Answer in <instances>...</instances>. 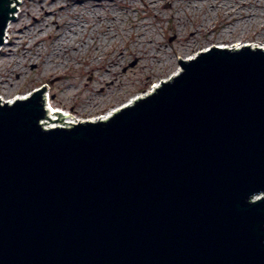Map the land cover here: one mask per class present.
Instances as JSON below:
<instances>
[{"label": "water", "instance_id": "95a60500", "mask_svg": "<svg viewBox=\"0 0 264 264\" xmlns=\"http://www.w3.org/2000/svg\"><path fill=\"white\" fill-rule=\"evenodd\" d=\"M180 65L106 120L0 99V264H264V47Z\"/></svg>", "mask_w": 264, "mask_h": 264}, {"label": "rangeland", "instance_id": "374dc122", "mask_svg": "<svg viewBox=\"0 0 264 264\" xmlns=\"http://www.w3.org/2000/svg\"><path fill=\"white\" fill-rule=\"evenodd\" d=\"M17 7L0 51L3 99L47 87L51 103L79 120L146 94L178 72L180 59L210 46L264 44V0H20Z\"/></svg>", "mask_w": 264, "mask_h": 264}, {"label": "bare ground", "instance_id": "6f19581e", "mask_svg": "<svg viewBox=\"0 0 264 264\" xmlns=\"http://www.w3.org/2000/svg\"><path fill=\"white\" fill-rule=\"evenodd\" d=\"M16 0H14L13 2V5L16 3L15 2ZM20 2V0H18ZM169 4H171V1H167ZM147 3H150V2H146L145 4ZM152 4V3H151ZM172 5V4H171ZM224 5V4H223ZM216 6V5H215ZM14 15H15V12H14ZM14 18H12L11 20H13ZM10 20V22H11ZM8 24V27L6 29V35H5V41L3 43V45L0 47V51L3 49V47L9 43L10 39H11V35H10V29L13 27V22H11ZM244 45H250L252 47H264V44H259V43H252V44H237L235 46H231V47H227L226 45H223V44H219L217 46H222V47H227V48H237V47H240V46H244ZM194 56V55H193ZM192 57V56H191ZM190 58V57H189ZM185 59H188V58H185ZM179 71V70H178ZM178 73V72H177ZM176 73V74H177ZM176 74H173L172 76L176 75ZM171 77L167 78V79H164L162 81L159 82V84H156L155 86H153L154 88L150 91H148L146 94H142V95H139L137 97H135L133 100H131L129 103L121 106V107H118L116 108L115 110H113V112L111 113H108L107 115L105 116H100V117H97V118H94V119H87L89 121H94V120H106L108 118H110L111 116L114 115L115 112H117L119 109L125 107V106H128L132 103H134L136 100H138L139 98H142L150 93H152L157 87H159L164 81H168L170 80ZM29 94L28 93L27 95H23V96H20V97H16L14 99H11V100H5L3 99V94L0 92V99L5 101V102H9V103H13L15 102L16 100H19L20 98H27L29 97ZM49 103H51V100H49ZM48 104V103H47ZM54 106V105H53ZM55 107V106H54ZM48 116H51L52 118H57L59 117L60 115L58 113H52ZM66 117V118H65ZM65 118V121H60V120H55V121H52V119H49V118H45V119H42V123L47 127V128H50V127H56V126H63V125H69V124H72L70 122H74V123H78L79 119L75 116H73L71 113L70 114H67V115H63L61 116V119H64ZM81 121H86V120H81ZM53 124H56V125H53Z\"/></svg>", "mask_w": 264, "mask_h": 264}]
</instances>
